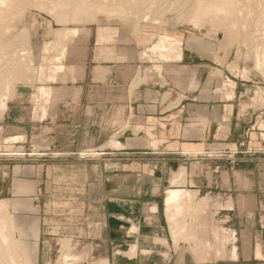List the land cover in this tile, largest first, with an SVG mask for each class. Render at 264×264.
Masks as SVG:
<instances>
[{"label": "crops", "instance_id": "1", "mask_svg": "<svg viewBox=\"0 0 264 264\" xmlns=\"http://www.w3.org/2000/svg\"><path fill=\"white\" fill-rule=\"evenodd\" d=\"M135 52V60L144 59ZM205 53L200 44H184L180 60L151 75L149 66L112 61L126 58L95 49L83 76L66 83L71 90L41 121L24 116L21 99L30 94L8 101L0 117V199L22 209L18 226L35 224L39 264L63 239L89 248L96 264H201V247L186 240L193 236L188 220L178 218L188 225L177 244L170 235L168 188L219 200L235 231V261L244 260V240L255 256L264 240V127L254 109L240 108L245 84L235 80L228 98L226 64ZM22 134L24 140L4 141ZM18 146L22 153L11 154ZM201 149L226 154L208 158ZM88 150L98 155H80Z\"/></svg>", "mask_w": 264, "mask_h": 264}, {"label": "rangeland", "instance_id": "2", "mask_svg": "<svg viewBox=\"0 0 264 264\" xmlns=\"http://www.w3.org/2000/svg\"><path fill=\"white\" fill-rule=\"evenodd\" d=\"M21 1H20V6L18 7V10L19 12L20 10H22V13L21 12L18 13V10H16L18 14H16L15 12L14 14L16 15L14 17L11 16L12 19L14 18L13 20H11V18H8L10 21L6 19V21H3V23L1 22L0 24V48L2 47L4 49L6 48L7 49V50L5 49L6 52L8 50L11 51L17 48L18 49L24 48L26 51L29 50L28 51L29 52L28 55L30 57L29 59L30 60L33 59V64H35L34 66H36L37 64V55L39 51L41 50V48L45 46L46 42H49L48 39H51L54 33L53 31H55L57 27L59 28L61 26H67L70 28L81 26L84 28L91 29V33L89 36V43H88V54L86 58V64H89L92 52H94L95 50L94 49L95 47L94 45L95 35L94 34H95V29L97 27L96 21L101 18L102 23L104 22L103 24L106 25L107 27L109 26L127 27L126 28L127 34L125 35V38L131 39V41L128 39L125 41L121 37L116 36L115 37L116 44L118 46H132L133 49H136L138 53L142 52L141 55L144 58L143 60L137 59L135 61H127V60L126 61L125 60H112V61L128 62V63L133 62V63H137L138 65H141L142 67L149 66L151 75L154 73H157L160 75L161 67L159 68L158 65H163L164 62L156 58L155 56L150 55V53L147 51L150 45L149 43H152V41L153 42L157 41L160 35H173L174 38L180 39L181 40L180 47H183L184 44L186 46H189L190 43L195 42L197 44H200L203 51H206L205 54L211 57L214 61H217L222 64H226L225 66L227 70L225 71V75H227L233 81L234 84L232 85V87L235 85V80H239L240 82L245 84V89H246L244 92L245 97L243 98L240 108L244 111L247 109H254L255 115H258L257 116L258 124H261V122L264 120V73H262L261 70L256 68L255 54H254L256 48L258 49V47L261 44H263L262 42L264 39V31H262L264 30V22L262 23L263 21L262 17L264 16L262 15L264 13L262 12L264 11V9H262L264 8V6L262 7V5H264L263 0H237V1L236 0H200L202 2L203 7L207 9V11H200L198 12L197 15L194 14V12L196 13L195 8L197 5L196 4L197 0H194V1L193 0H182V1L181 0H116L115 2L114 0H109V1L99 0L102 2V3L99 2V5L100 4L104 5L105 8L107 9L106 11L109 10L108 13L105 11L97 12L96 7L92 8V6H96L95 4L98 3V0L96 1L93 0L94 2L91 0L92 3L90 2V0L89 1L87 0V2L83 0L85 3L90 5L91 8H89V10L86 12V15H85V19L87 22L84 21L85 23L83 22L81 24L73 23V21L71 22L72 11H70L69 9L70 8L72 9V6L70 5H72L75 2V0H68L70 2H66L67 0H62V1L59 0L61 1V3H59L60 6L65 5L63 7L61 6V8H59L60 6L58 3H54L57 0H51V1H54L53 4L50 3L49 0L48 2L47 0H33L32 2H30L31 0L30 1L27 0L28 2L26 3V5H28V3L30 2L29 6H26L25 2L23 1L22 2L24 4L22 3L21 5ZM76 1H80V0H76ZM111 1L114 3H112ZM120 1L123 2V5L122 3H119ZM257 1L258 3H255ZM104 2L105 3L107 2V4H105ZM125 2L127 3L129 2V5L126 6ZM213 2H215L217 5L215 6L211 5L209 8H207V5L212 4ZM66 3L67 4L71 3V4L66 6L67 5ZM111 3L114 5L113 7H111L112 5L109 6V4ZM236 3L238 4V6L236 5ZM51 4H52V7H50ZM54 4H58L57 6L59 9ZM115 4L116 5L118 4L122 7L118 5L116 6ZM34 5L38 6V8H36ZM106 6L113 8L114 11L113 9H109ZM123 6L127 8L129 7L128 9H130L131 11L130 10L128 11V9L124 8ZM22 7L23 8L26 7V8L23 9ZM115 7H119L120 9L123 8L124 10L126 9L125 12L123 11L125 15L123 12L119 14L120 11L117 12L115 10L116 9ZM53 8L57 10L53 11L54 10ZM219 9L221 10L224 9V10L219 11ZM112 11L114 12V14H112L113 13ZM214 11H217V12H214ZM54 12L55 13L57 12V13L54 15ZM222 12H225V14L224 13L222 14ZM215 13L217 17L216 16L214 17ZM226 13H228L229 15L228 14L226 15ZM230 13H231V16L233 15L232 17L230 16ZM57 14L58 15H62V14L68 15L69 19L66 21L68 23L59 22L60 20H59V16H56ZM221 15L223 16L221 17ZM143 16L144 18L142 19ZM218 16H220L221 19L224 17L223 18L224 20L223 19L221 20L220 17L218 18ZM56 17L58 20L56 19ZM206 17H208L209 19ZM211 17L213 18L212 20H211ZM145 18H147L146 21H144ZM198 18H200L201 21L203 19V21L201 22L200 19ZM216 18L218 19L219 22L213 23L214 19L215 21L217 20ZM88 20H89V23H88ZM208 20L211 22L213 21V22L211 23ZM231 24L233 25L231 26ZM140 31H148L152 33L153 38H151L150 40H145V41L133 40L135 35ZM53 43L54 42H52L49 46L53 45ZM75 44L77 43L73 42L71 45L75 46ZM55 48H56L55 45H53L52 47L49 48V50L51 51L52 49V52H54L56 50ZM69 62H71V59L68 58L66 60V65H68L67 63ZM3 65H0V68ZM31 70H29L30 72H28V74L33 73V71L31 72ZM9 72H11L10 68H7L5 66H3L0 69V93L1 92L3 93L1 89H4L3 86L5 83L3 79L5 78L4 77L5 73L8 74ZM12 73H16V72H12ZM19 73L20 72H18V74ZM75 74L76 73H74V75ZM1 76L3 77V79ZM14 76L15 78L13 79ZM16 76L17 75L12 74V79H10V82L12 85L11 86L12 91L13 93H15V95H13L12 93L9 94L8 99L10 103L13 102V100L16 101L17 98L18 100H20L21 99L20 95H23V94L31 95V93H33L35 89L34 82L28 81V80L26 81L25 78H23L21 74L18 76L20 77L19 79H17ZM75 77L76 79L73 81H76L80 78L78 74H76ZM2 81L3 83H1ZM30 82L34 84H31ZM49 83L52 84L53 86L54 96L58 97V99L57 97L55 99L56 102L61 100L62 97H64L67 94V91L69 92V90H71V87L66 85L67 82L59 83L58 81H56V82H49ZM63 88H64V91H63ZM23 89L25 91L24 93H21ZM17 95L19 96L17 97ZM28 102L30 104L29 109H28V106H29ZM21 103L24 104L25 109L27 110L31 109V103L28 97L21 99ZM4 112L0 111V117L5 114ZM27 113L25 112L24 116H28L30 120H34L31 118V115H28ZM23 118L24 117H22V119ZM0 143H2V141ZM14 148L22 149L19 146L14 147ZM209 148L214 149V148H221V147H218L217 145H209ZM202 151L203 150L201 149V153H203ZM82 153L83 152H81L80 155H82ZM196 155H192V156H196ZM82 157H85V156L82 155ZM206 196L207 195H204V196L201 195L199 199H202V198L206 199ZM199 199L197 200L196 198L195 201L198 202ZM206 201H208L207 202L208 209L206 211H209V213L213 215L212 220H211L212 224L213 225L215 224L213 222H217V223L221 222L222 226H224L225 228H230L229 225L225 224L227 217L222 216V214L220 213V207H221L220 201L217 199L214 200L209 195L207 196ZM14 204L15 203L11 199H0V218L3 221H5V223L8 226L7 230H8V234L10 235V243H11V249H12L10 252L12 255H14L15 260L18 262V264H39V258L36 256V246H37L36 231L37 230H36L35 224L30 222L29 224H24V225L22 224L21 226H18L17 211L20 213L21 212L20 210L22 209L21 208L15 209L13 207ZM188 209L184 210V212L182 213L184 216L181 214L180 218L183 217L185 218V220L189 221V219L192 217V219H190L189 225L187 224L188 228L191 231L192 229L191 227H193L195 230L197 226L199 230L198 229L195 230L196 235H197L196 238H193V239L186 238V240L191 244V247H193L196 243L198 244H196V246H194L193 248H196L197 245L200 247L199 243H201V240H200L201 239V235H200L201 226L198 224L197 219L201 217L202 212L204 213L205 210H202V211L201 209L196 210L197 215H195L196 217H194V215L193 216L191 215L194 213L195 209H192L193 211H191V209H189L188 211ZM189 212H191V214ZM187 213L190 214L191 216L190 218L188 217L189 215ZM194 220H196V222H194ZM23 227H24V230H23ZM197 240H200V241H197ZM57 243H58L56 247L57 249L54 252V254L45 258L46 264H96L94 261L95 258L91 254V250L86 247L83 248V244L79 242L71 241L69 239L59 240ZM259 243L261 245L262 252L264 253V240ZM244 244H249L250 252H252L253 244L250 241V239L244 240ZM229 246L230 245H227L225 249L227 250ZM3 250H5L3 247L2 249L0 248V261H1L0 264H8V261H9L8 256L10 255V253L7 251L5 253V251ZM75 250H78V251L75 252ZM27 252H31V253L33 252L34 255L28 256ZM249 255L246 256L244 254V260L240 259L239 261H233L226 255L223 258H219L214 261L201 263V264H232V263L245 264L247 262L254 263V264H264L263 259H259L256 256H249ZM4 256L6 259L4 258ZM77 257H80V258L78 260H75ZM63 259H66V260L62 261Z\"/></svg>", "mask_w": 264, "mask_h": 264}, {"label": "bare ground", "instance_id": "3", "mask_svg": "<svg viewBox=\"0 0 264 264\" xmlns=\"http://www.w3.org/2000/svg\"><path fill=\"white\" fill-rule=\"evenodd\" d=\"M20 1L21 0H0V24H1V22L3 23V21H6V19L11 18V16L14 17L16 14H18L20 12L22 13V10H20V12L18 10V7L20 6ZM22 1L25 2V5H26V3L28 1H30V0H28V1L27 0L26 1L22 0ZM22 1H21V5L23 3ZM32 1L33 0H31L30 2H32ZM57 1H59V0H57ZM57 1L54 2V1L49 0V2L52 3V4H53V2L59 4V3H61L62 0L59 1V2H57ZM84 1L87 2V0H84ZM84 1L83 0H80V1H76L75 0V2L72 5H70V6H72V9L71 8L69 9L70 11H72L71 22L73 21V23H77V24H81L84 21L87 22L86 19H85V15H86V12L89 10V8H91V6L88 5L87 3H85ZM101 1H103V0H101ZM101 1L98 0V3L95 4L96 6H92V8L96 7L97 12L98 11H105V12L108 13L109 10L106 11L107 9L105 8L104 5H101V4L99 5V2L102 3ZM107 1H109V0H107ZM115 1L116 0H114V2ZM30 2L26 6H29ZM47 2H48V0H47ZM63 2H62V4H63ZM66 2H70V1L67 0ZM90 2H91V0H90ZM114 2H112V3H114ZM246 2H248V1H246ZM259 2H261V1H259ZM263 2H264V0H263ZM112 3L109 4V6L112 5L111 7H113L114 5ZM119 3H122V5H123V2L120 1ZM125 3H126V6L129 5V2L128 3L125 2ZM237 3H236V5L238 6ZM255 3H258V1L255 2ZM52 4H51L50 7H52ZM58 4H54V5L57 6ZM69 4H71V3H69ZM69 4H67L66 6H68ZM105 4H107V2ZM196 4H195L196 5V8H195L196 9L195 10L196 13L194 12V14L197 15L198 12H200V11H207V9H205L203 7L202 2L200 0H197ZM211 5L215 6L217 4L215 2H213L212 4H208L207 8H209ZM56 6H55V8H56ZM59 6H60V4H59ZM61 6L63 7L65 5H61ZM61 6L59 8H61ZM118 6H120V5H118ZM263 6L264 5H262V7ZM35 7L38 8V6H35ZM106 7H108V6H106ZM120 7H122V6H120ZM123 7L126 8V9L129 8V7L127 8L125 6H123ZM25 8H23V9H25ZM55 8H53L54 9L53 11L57 10V9L55 10ZM57 8H58V6H57ZM108 8L109 9H113V8H110V7H108ZM115 8H116L115 10L117 12L120 11L119 14H121V12H123V11L125 12V10H126V9L124 10L123 8L120 9L119 7H115ZM20 9H21V7H20ZM47 9H48V7H47ZM262 9H264V8H262ZM16 10H18V13L16 12ZM51 10H52V8H51ZM129 10L130 9H128V11ZM220 10L221 9H219V11ZM223 10L224 9H222L221 11H223ZM113 11H114V9H113ZM15 12H16V14H14ZM214 12H217V11H214ZM262 12H264V11H262ZM56 13L54 12V15ZM110 13H111V11H110ZM223 13L225 14V12H222V14ZM59 14H61V13H59ZM112 14H114V12ZM145 14H147V13H145ZM227 14L228 13H226V15ZM239 14H240V12H239ZM124 15H125V13H124ZM262 15H264V13ZM56 16H59V20H60L59 22H63V23L66 22L69 19L68 15H66V14H62V15H58L57 14ZM128 16H129V14H128ZM192 16H193V14H192ZM204 16H205V14H204ZM215 16H216V13L214 14V17ZM222 16L223 15H221V17ZM230 16H231V13H230ZM259 16H261V15H259ZM219 17L220 16H218V18ZM221 17H220V19H221ZM241 17H242V15H241ZM143 18H144V16L142 17V19ZM206 18H208V17H206ZM13 19L11 18V20H13ZM56 19H57V17H56ZM97 19H98V17H97ZM146 19L147 18H145L144 21H146ZM198 19H200V18H198ZM212 19L213 18L211 17V20ZM89 20H88V23H89ZM225 20H226V18H225ZM262 20H263L262 21V23H263L264 22V16L262 17ZM200 21H201V19H200ZM202 21H203V19H202ZM209 22H211V21H209ZM216 22H219L218 19L216 21L214 19L213 23H216ZM232 22H230V23H232ZM66 23H68V22H66ZM96 23H97V27L95 29V42H96V44L95 43L94 44L96 45L95 49H97L99 56L102 53H105L106 57L108 56L109 58L110 57L113 58L115 56L117 57L118 54H122L123 57L128 59V60H135L136 52H135V49H133L132 46H120L119 48H117V46H113V44H111L112 45L111 47L110 46L107 47V44H109V43H116V38H115L116 36H119L123 40L126 41L128 39V38H125V35L127 34V29H126L127 27H125V26L124 27H111V26L107 27L106 25L103 24L104 22L102 23L101 18L99 20H97ZM211 23H209V24H211ZM200 24H202V23H200ZM212 25H214V24H212ZM232 25L233 24H231V26ZM138 26H140V25H138ZM5 30H6V28H5ZM262 31H264V30H262ZM53 32L54 33H53L51 39H48L49 42H46L45 46H43V48H41V50L39 51V53L37 55V64H36V66H34L35 64H33V59H31L32 61L29 59L30 58L29 55H28L29 54V52H28L29 50L26 51L24 48H19V49L17 48V49L11 50V51L8 50L6 52L5 51L6 48L5 49L3 47L0 48V65L4 64L3 66H5L7 68H10V70H11V72H9L8 74L5 73V76H4L5 78L4 79L1 76L5 84H4V86L2 85L4 87V89H1V91H3V93L2 92L0 93V111L4 112L5 110L8 109V101H9V99H8L9 97L8 96H9V94L12 93L13 95H15V93H13V91H12V87H11L12 85H11V82H10V79H12V74L13 75L14 74L17 75L16 76L17 79L20 78L18 76L21 74L23 76V78H25L26 81L28 80V81H32V82L35 83L34 92L31 93V95L29 97V101L31 103V109L30 110L26 109V110L28 111L27 114L31 115L32 119L40 120V121L43 118H45L47 115H49L48 112L52 111L54 109L56 103H57L56 100H55L57 96L56 97L54 96V94H53V86L49 82L58 81L59 83H63V82H68V81L75 80L76 79V77H75L76 74H78L79 77L83 76V73H85L84 72V68H85L84 64H85V60H86L87 53H88V43H89V36H90V33H91V29L90 28H84V27H81V26H78V27H75V28H70V27H67V26H61L59 28L57 27V29H55V31H53ZM22 33H24V32H22ZM151 38H153V34L152 33L148 32V31H140V32H138L135 35L133 40L145 41V40H150ZM128 40L131 41V39H128ZM50 41L54 42L53 45H55V47H56L55 48L56 50L54 52H52V49H51V51L49 50V48L53 46V45L49 46L52 43ZM180 41H181L180 39L174 38L173 35H160V37L158 38L157 41H155V42L152 41V43H149L150 45H149V48L147 49V51L150 53L151 56H155L156 58L162 60L164 63H167V64L169 62L178 61V60L181 59V56H182V49H181L182 47H180L181 46ZM11 42H13V41H11ZM73 42H76L77 44H75V46H72L71 44ZM262 43H263V44H261L262 46L261 45H260L261 47L259 46L260 48L259 47H258V49L256 48L254 54H255L256 68H258L259 70L262 71V73H264V39H263ZM48 46H49V48H48ZM68 58L71 59V62L67 63L68 65H66V60ZM158 67L160 68V67H162V65H158ZM29 70H31V72L33 71V73L32 74H28V72H30ZM12 72H16L17 74L16 73H12ZM18 72H20V73L18 74ZM74 73H76V74L74 75ZM14 78H15V76L13 77V79ZM3 81L1 83H3ZM34 83H31V84H34ZM233 84H234L233 81L227 75L223 76V78H222V87L225 88V89H227V88L230 89L228 91V93H226L228 98L233 97V91H232V85ZM3 87H1V88H3ZM77 90H79V89H77ZM63 91H64V88H63ZM74 91H75V89H74ZM18 96L19 95H17V97ZM57 99H58V97H57ZM16 100L19 101L18 98ZM21 108H23V107H21ZM129 109H131V108H129ZM261 124H263L262 127H264V120L261 122ZM6 138L4 139V141L5 140H11V141H18L19 140L20 141V140H24L25 139L24 135L23 136H15L13 138H7V139ZM217 151L218 150H216V152ZM21 153L22 152H20L19 148L15 149L14 152H11V154H15V155H17V154L20 155ZM197 153H198L197 151L190 152V154H192V155H196ZM82 155H84L85 157H89V156H92V155H96L97 156L98 153H96V152H94L92 150H88V151L83 152ZM182 172L183 171L180 170V172H177V173H180V175H181ZM184 173L185 172H183V174H182L183 176H184ZM179 180H180V178H179ZM207 196H206V199L202 198V199H199L198 202H196L195 201L196 200V192H194L193 190H190V189H187V188H182V189L181 188H168V189H166L165 196H164V205H165L164 206L165 207L164 214L166 213L165 216L167 215V219H168V222L170 224L169 225L170 226V230L169 231H171L170 235H172L171 237L174 238V242H175V244H177V239L180 237V234L183 233L184 231H186V228L188 226L186 227L185 225L187 223L185 225L177 224L178 218L181 217L180 215L184 212L185 209L189 208V209H191V211H193L192 209H195L194 213L191 215V216L194 215V217H196L195 215H197L196 214V210H198V209H201V211L205 210V212L204 213L202 212V214H201V221H200L201 222L200 223V226H201V230H200L201 231V234H200L201 235V239H200L201 243H199V244H200V247H201V254H199V255H201V256H197V255L194 254V256H197L196 260L201 262V263L211 262V261H214L216 259L223 258L224 255L227 253L228 257L231 260L235 261V260H237V254H238L237 253V244H236L235 231L232 230V229H229V228H225V227H223V226H221L219 224L218 225L217 224L216 225L212 224L211 220H212V216L213 215L211 213H209V211H206L208 209V205H207L208 201H206L207 200ZM230 205L232 206V203L229 202V204H227V206H230ZM221 206H222V204H221ZM227 206H225V207H227ZM153 209L151 208V210H153ZM189 209H188V211H189ZM189 213L191 214V212H189ZM199 213H200V211H199ZM190 214H188L189 218L191 217ZM190 219H192V217ZM190 219H189V223H190ZM183 221H181L180 223H182ZM194 222H196V220H194ZM191 226H193V225H191ZM191 228L192 229H191L190 236L193 235V236L196 237L197 235H196V231L195 230L198 229L197 226H196L195 230H194L193 227H191ZM7 229H8L7 224L5 223V221H3L0 218V246H2L5 249V250H3V251H5V253H6V251L10 253V255L8 256L9 257L8 264H18V262L15 260L14 255H12L11 252H10L12 249H11V243H10V235L8 234V230ZM187 229H189V228H187ZM193 236L191 237V239L194 238ZM197 238H199V237H197ZM200 240H197V241H200ZM196 244H198V243H196ZM196 244L194 246H196ZM227 245H230V246L226 250L225 248H226ZM2 247H0V248L2 249ZM198 247L199 246L197 245L196 248L198 249ZM243 248H244V254L246 256H248L249 253H250L249 244H244ZM195 249H193V250H195ZM254 253H255V256L257 258L264 260V253L262 252L261 245H260L259 241L256 242L255 252ZM165 254H167V252ZM4 258H5V256H4ZM79 258L80 257H77L75 260H78ZM64 260H66V259H63L62 261H64ZM245 264H254V263L247 262Z\"/></svg>", "mask_w": 264, "mask_h": 264}, {"label": "built area", "instance_id": "4", "mask_svg": "<svg viewBox=\"0 0 264 264\" xmlns=\"http://www.w3.org/2000/svg\"><path fill=\"white\" fill-rule=\"evenodd\" d=\"M226 153H217V152H212V151H206L203 152L202 155H204V157H208V158H213L215 156H223ZM228 159L230 162H235L236 158H235V153H228Z\"/></svg>", "mask_w": 264, "mask_h": 264}]
</instances>
